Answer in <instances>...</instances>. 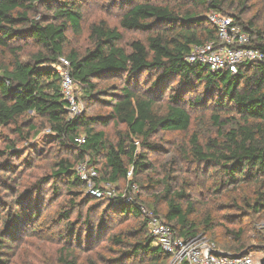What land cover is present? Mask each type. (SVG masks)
I'll list each match as a JSON object with an SVG mask.
<instances>
[{"label":"trees","instance_id":"trees-1","mask_svg":"<svg viewBox=\"0 0 264 264\" xmlns=\"http://www.w3.org/2000/svg\"><path fill=\"white\" fill-rule=\"evenodd\" d=\"M82 1L0 0V51L11 57L8 63L0 60V127L16 124L29 113L45 118L62 147L74 155V161L61 158L52 175L72 190L83 185L75 168L77 163L87 159L110 184L126 181L131 169L135 177L146 171L151 165L145 162L146 156L137 154L135 142L146 149L158 148L151 142L154 137L160 132H188L189 110L212 101L215 111L212 117L220 128V139L202 144L197 134L192 136L189 150L192 163L217 167L216 173L222 180L220 186L243 190L245 206L257 215L264 213V63L244 65L237 75H232L227 71L212 73L203 65L187 61L194 46L218 38L208 18L211 11L232 16L236 24L261 40L263 47L264 25L259 27L252 20L244 22V8L239 10V15L230 13L236 0H168L165 4L152 0H122L125 6L119 27H111L105 20L92 23L88 36L91 47L82 54L72 48L68 39L69 33L76 37L83 34ZM38 3L45 4L49 14L33 18ZM122 31L146 33L147 38L133 41L127 50L122 46ZM31 45L37 47L38 52L32 54L29 61L22 60L21 55ZM60 58L70 61L72 76L79 82L81 91L96 88L94 81L124 79L125 86L120 93H114L109 102L110 114L69 119L61 78L54 68ZM154 77L151 90H139L143 78L152 80ZM176 80L178 83L165 109H159L151 91L163 90ZM198 86L203 87L204 95L186 100L185 96ZM186 101L188 108L184 106ZM224 112L234 116L223 121ZM110 123L126 127L115 144L108 140L105 131L95 128ZM225 123L231 124L228 130H222ZM80 136L86 138L83 145L75 141ZM49 181L52 178H41L31 185L22 183L14 192L18 196L16 204L21 208L15 214L16 221L20 224L27 221V226L33 224V234L41 232L44 226L38 223L40 219L33 200L51 183ZM171 190V184L167 183L163 199L168 208L162 218L172 227L175 236L189 239L203 235L210 239L208 233L214 234L215 230L212 218L193 222L195 205L182 204L185 190L173 194ZM116 201L119 205L125 203L120 197ZM3 206L5 204L1 203L0 207ZM72 209L59 215L63 222L70 220L71 211H75ZM119 209L124 216L132 214L142 218L138 230L125 236H113L115 244L128 247L122 251L123 256L138 257L141 264H168L169 255L155 246L140 206ZM153 213L162 215L157 209ZM11 217L13 215L6 217V225L0 229V264H6L5 253L10 241L18 239L15 234L21 229L9 225ZM3 220L0 215V225ZM82 225L91 239V216H86ZM67 233L77 238L76 246L81 247V233L72 224H68ZM255 239L263 247L264 235L258 233ZM248 240V235L239 232L238 237L230 238L227 251L241 254L247 249ZM213 242L217 244L216 240ZM76 252L62 246L55 264H82Z\"/></svg>","mask_w":264,"mask_h":264},{"label":"rangeland","instance_id":"rangeland-1","mask_svg":"<svg viewBox=\"0 0 264 264\" xmlns=\"http://www.w3.org/2000/svg\"><path fill=\"white\" fill-rule=\"evenodd\" d=\"M152 1L162 4L168 2ZM81 4L84 9L83 34L76 37L69 33L68 39L72 48L83 54L91 47L88 38L90 25L105 20L111 27H119L125 5L122 0H83ZM241 8L245 10L242 17L244 22L252 20L259 27L264 25V0H236L234 8L229 12L239 15ZM46 14L49 13L45 4L38 3L32 16L39 18L40 15ZM123 34L122 46L127 50L133 41H145L147 38V34L141 32ZM37 52V47L33 45L27 47L26 52L21 55L22 60L29 61L31 55ZM10 59L9 55L5 56L0 51V60L8 63ZM155 79L156 77L152 80L143 78V86L139 90H151ZM177 83L176 80L170 86L166 85L163 90L151 91L150 95L159 109H165L167 99ZM93 85L96 88L81 91L80 97L83 102L81 116L110 114L109 102L113 100V94L120 93V89L125 86L124 79L108 78L94 81ZM203 95V87L198 86L185 98L189 100ZM184 106L188 108L187 101ZM189 112L191 127L188 132H160L151 140L158 147L154 150L146 149L142 144L138 146L137 154L146 156L145 162L151 165L146 171L136 177L134 174L131 177L128 175L126 181L117 184H110L99 175L94 183L105 192L102 199H96L88 193V184L68 190L62 181L52 177L57 162L61 158L74 161V155L62 147L45 118L29 113L21 117L16 124L0 127V204H5V207H0V215L4 218L0 229L6 225V217L10 218V215L13 217L9 225L21 228L15 234L18 239L10 241L5 253L6 264H55L58 250L62 246L71 252L77 251L76 254L81 256L82 264H141L138 257L123 256L122 251L128 247L112 241L113 236L133 233L142 223L141 217L132 214L124 216L119 207L140 206L141 216L143 210L155 215L153 210L157 209L164 218L168 208L167 202L163 199L167 183L171 184L172 194L185 190L186 197L182 204L195 205L196 213L191 219L193 222H202L209 216L212 218L215 230L214 234L209 232L208 237L216 240L222 250L229 252L227 246L230 238L238 237L240 232L249 236L246 252L262 251L255 238L258 233L264 235V213L257 215L250 207L245 206L243 198L246 194L243 190L220 186L222 180L216 173L217 167L192 163L193 159L189 154L190 139L195 134L202 144L208 143L211 139H220V128L212 117L215 114L213 102L207 100L204 105L200 104ZM232 116L234 115L225 112L221 115L223 121ZM224 127L222 130H228L231 124L225 123ZM95 128L98 131H105L108 140L113 144L117 142L119 133L126 132L125 126L117 127L113 123L106 126L97 125ZM82 163H86L87 168L96 169L88 159ZM76 165L77 171L79 165L78 163ZM41 178H52V181H49L51 183L46 184L33 200L35 212H38L40 219L38 223L44 224L41 232L33 234L31 232L33 224L27 226V221L21 224L16 221L15 214L21 208L16 204L18 196L14 192L22 183L31 185ZM117 197L126 202L119 205L115 201ZM72 208H75V211H71L70 220L63 222L59 215ZM86 216H91L93 225L90 230L91 239H88L82 225ZM68 224H72L73 228L81 233V247L76 246L77 238L73 239L72 234L67 233ZM129 242L132 243L131 240Z\"/></svg>","mask_w":264,"mask_h":264},{"label":"built area","instance_id":"built-area-1","mask_svg":"<svg viewBox=\"0 0 264 264\" xmlns=\"http://www.w3.org/2000/svg\"><path fill=\"white\" fill-rule=\"evenodd\" d=\"M208 18L216 28L218 38L216 41L194 46L187 58L189 64L203 65L212 73L227 71L237 75L244 65L264 63V47L261 40L236 24L232 16L211 11ZM54 68L61 78L62 94L67 104L69 119H74L83 111L80 84L72 76L68 59L60 58ZM75 141L83 145L86 138L80 136ZM135 143L139 146V142ZM77 173L83 184H88L90 195L96 199L105 197V192L94 183L99 176L97 169L87 168L86 163H82ZM128 175L131 177L132 172ZM109 194L111 195L110 192ZM142 214L147 220L150 234L155 239V246L161 247L169 255L168 264H264V250L248 252L243 256L226 252L203 235L189 239L176 237L165 219L150 215L146 210H143Z\"/></svg>","mask_w":264,"mask_h":264},{"label":"water","instance_id":"water-1","mask_svg":"<svg viewBox=\"0 0 264 264\" xmlns=\"http://www.w3.org/2000/svg\"><path fill=\"white\" fill-rule=\"evenodd\" d=\"M261 249H264V246L261 247ZM247 253H248V252L244 251V252H242V253L240 254V256L246 255Z\"/></svg>","mask_w":264,"mask_h":264}]
</instances>
